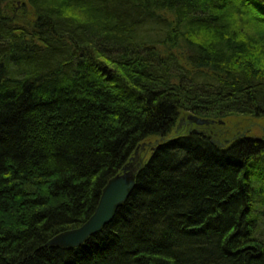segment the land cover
I'll return each instance as SVG.
<instances>
[{"label":"trees","instance_id":"1","mask_svg":"<svg viewBox=\"0 0 264 264\" xmlns=\"http://www.w3.org/2000/svg\"><path fill=\"white\" fill-rule=\"evenodd\" d=\"M244 120L264 0H0V264H264V137L210 132ZM144 144L113 221L50 246Z\"/></svg>","mask_w":264,"mask_h":264},{"label":"water","instance_id":"2","mask_svg":"<svg viewBox=\"0 0 264 264\" xmlns=\"http://www.w3.org/2000/svg\"><path fill=\"white\" fill-rule=\"evenodd\" d=\"M187 119L189 124L198 127H208L216 123L215 121L201 119L192 115L188 116ZM184 123L185 119H182L178 129H180ZM150 146L151 144L142 145L141 150L139 149L140 151L138 150L135 154V158L132 159V164L125 167L121 175L109 181L103 191L96 212L83 226L57 235L50 241L49 245L63 249L79 248L83 246L90 237L96 235L104 227L109 225L113 221L118 209L127 202L132 194L136 184V175L144 161L141 154Z\"/></svg>","mask_w":264,"mask_h":264},{"label":"rangeland","instance_id":"3","mask_svg":"<svg viewBox=\"0 0 264 264\" xmlns=\"http://www.w3.org/2000/svg\"><path fill=\"white\" fill-rule=\"evenodd\" d=\"M15 9H16V12L21 9V3L20 2L15 4ZM186 118H188V117H185L183 119L186 120ZM243 118L248 119L245 117H243ZM238 121H240V120H238ZM220 126L223 127V129H225L224 130L226 132L225 138L227 141H231L232 139H234L238 133L247 134V135H251V136H258V137L263 136L264 137V121L244 120L242 122H237V123L232 122V123H229L228 125H226L225 123H222ZM221 130H219V132Z\"/></svg>","mask_w":264,"mask_h":264},{"label":"flooded vegetation","instance_id":"4","mask_svg":"<svg viewBox=\"0 0 264 264\" xmlns=\"http://www.w3.org/2000/svg\"><path fill=\"white\" fill-rule=\"evenodd\" d=\"M191 124H189V122H188V119L186 118V120H185V123H184V126L185 127H187V126H190ZM212 126H214V125H212ZM190 127H193L192 125L190 126ZM209 127H211V125L210 126H208L207 128L209 129ZM189 130V129H188ZM220 130V129H219ZM218 130V131H219ZM211 133H213V135L215 136V137H218V138H221V139H225V137H226V132L224 131V130H221L220 132H217L216 134H214V132L213 131H210ZM226 140V139H225ZM227 141V140H226Z\"/></svg>","mask_w":264,"mask_h":264}]
</instances>
